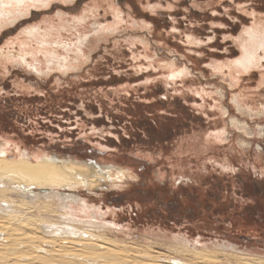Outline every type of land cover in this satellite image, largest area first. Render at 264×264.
<instances>
[{"label":"rangeland","instance_id":"374dc122","mask_svg":"<svg viewBox=\"0 0 264 264\" xmlns=\"http://www.w3.org/2000/svg\"><path fill=\"white\" fill-rule=\"evenodd\" d=\"M261 41L264 0H0L5 159L56 155L125 171L57 189L104 212L77 214L97 226L60 218L55 198L38 199L29 215L64 231L91 228L93 242L117 252L113 264H264ZM245 46L248 68L237 64ZM5 216L4 241L15 231L17 242L40 244L31 239L39 220ZM61 237L45 253L11 240L6 253L1 241L0 264L86 263L70 256L82 249L76 239Z\"/></svg>","mask_w":264,"mask_h":264},{"label":"bare ground","instance_id":"6f19581e","mask_svg":"<svg viewBox=\"0 0 264 264\" xmlns=\"http://www.w3.org/2000/svg\"><path fill=\"white\" fill-rule=\"evenodd\" d=\"M261 40H262V38H261ZM262 42L263 41L260 42V45L263 46L264 43H262ZM250 44H252V42ZM252 47H253V45H252ZM253 53L254 52L252 51V49L250 47L245 46L243 48L242 58L237 61V64H239L242 67L248 68L249 65L252 64L254 61ZM5 146L0 145V194L5 195L6 194L5 192H7L8 195L6 194V197L4 196L3 198H1V195H0V212L4 216L6 215L5 217L7 219L18 221L16 223H23V225L28 224L29 226H32L33 222H35L36 220H39V222H37L39 224H37L36 227H37V229L39 228V230H40L38 235L35 234L36 232L34 233L36 236L31 235L32 236L31 239L35 238V241H36V239H38L40 244H36V245L33 244L32 243L33 239L32 240L26 239L25 240L26 244H24V245H23V242L25 243V241L17 242L20 239V237H17L18 232L16 233L15 231L13 233L11 232L12 236L9 237L8 240L13 241V243H17L18 246L19 245H22V246L26 245V247H28V248L29 247H31L33 249L37 248L39 251L43 252L44 247H45L44 245L49 246V245H54V243H56L54 236H56V235L58 236V234H59L60 236H62L61 237L62 241H64L66 238H70L68 236L71 235V238L76 239L73 241H77V243H74V244L79 243L81 245L82 249H86V250L89 249L90 250V251L87 250L88 252L85 250L86 253L83 252L82 249L81 250H74L75 253H73V254L68 253V254H70L71 257H77L79 259V255H82L83 258H86V263H84V264H99L100 260H102V258L103 259L106 258L109 262L106 261V263H105V262L101 261V262H103L101 264H107V262L108 263L112 262L111 264H113V262L115 260H116L115 262H120V261H117V259H118L117 258L118 257L117 252L116 253L114 252V248H112L111 245L110 246H109V244L104 245L103 242H105V241L93 242V240H95L93 238H95V237L98 238L99 234L96 235L93 231H90L91 228H90V230H88L86 228V229H82L80 231L76 230L75 228H71V230H69L70 229L69 228L68 230L65 229V231H64V229L60 228L61 226L59 227V225H57L55 223H48L41 216L40 217H34L33 215H29L30 212L28 213L27 210H30V209L36 207L37 205L34 203L38 199L42 198L45 200V199H49V198H55L53 200H57L58 209L61 210L60 218H65V219L66 218L67 219L72 218L73 220H75L78 223H85V224H88L90 226H97L98 223H96L95 221H91L89 219H87L85 221L80 220L79 218L82 216L77 215V214H82V215L84 214L85 217H88V218L92 217V218H96V219L99 218L102 220L101 216L104 215V212H102L100 210V212L98 214H94L96 212L91 210L92 208H90V207H89L90 209L87 207H84L82 205L81 200L79 198H77L76 195H73V193L72 194L71 193L70 194H62L57 189H60V188L74 189L76 187L90 188L92 186H94V187L100 186L105 181L111 182L113 179L117 180L118 178L124 176L125 171L123 169L115 167V169H113L114 170V172H113L109 165H101V164H97L94 162H87V161L78 162V161H75L73 159H65V158L62 159L56 155L36 156V162L31 163V161H29L27 159L25 154L24 155L21 154L20 155L21 157L18 160L9 161L8 159H5L7 149H8ZM44 187H46L45 189H47L49 187L55 188L56 194L47 193L49 191H47L46 194L41 193L42 189ZM40 188H41V191H40ZM2 192H4V193H2ZM10 194L11 195L12 194L19 195L21 197L19 200L20 204H14V203L11 204L12 198L10 199L9 197H7ZM13 200H15V199L13 198ZM45 201L47 202L48 200H45ZM45 201L43 202L44 205H41L40 207L44 208L45 210H48L46 208V204H45L46 202ZM18 208H20L19 210H21V212H22V210L24 212L26 211V214L22 215V214H24L23 212H22V214H19L18 212H20V211H18ZM36 208H37V210L39 209L38 206ZM17 213L19 215H22V216L19 217ZM74 218H77V220ZM11 223H13V222H11ZM100 224H103V223H100ZM69 227H70V225H69ZM19 229H21V226L20 227L14 226V228H13V230H16V231H20ZM8 230H11V229H8ZM5 232H7V231L5 230ZM43 232L44 233L46 232V234H49V236L46 237L45 236L46 234L44 236H42ZM19 234H21V233H19ZM1 241H3V243H2V245L4 247L3 249L6 251L8 247L5 248L6 245L4 244V242L6 240L4 241L3 236H0V245H1ZM11 241H9V242H11ZM10 250L11 249H9V251ZM55 251L61 253L63 250H61L60 248H57ZM76 251H80V252H76ZM7 252L8 251H6V253ZM16 252H19V251L16 250ZM19 253L21 254V252H19ZM43 253H45V252H43ZM83 254H85V255H83ZM196 254H199V253H196ZM35 255L33 254L32 258L36 259L37 257H35ZM204 256H206V255H204ZM199 257L202 258V256H200V255H199ZM18 258H22V257L18 254L15 256V254H14V261L19 260ZM28 258H29V256H28ZM77 258L75 260H77ZM0 259H2V258H0ZM37 260L39 261V259H37ZM124 262L125 261L123 259V263L121 262V263H115V264H129L130 263V261H129V263H124ZM172 262H175L174 264H188V263H185L182 261L179 262L178 260L175 261V259H172ZM247 262H248V260H247ZM252 263L254 264V262H252ZM131 264H132V262H131Z\"/></svg>","mask_w":264,"mask_h":264}]
</instances>
